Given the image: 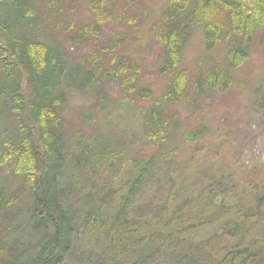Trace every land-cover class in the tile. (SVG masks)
<instances>
[{
  "label": "trees",
  "instance_id": "obj_1",
  "mask_svg": "<svg viewBox=\"0 0 264 264\" xmlns=\"http://www.w3.org/2000/svg\"><path fill=\"white\" fill-rule=\"evenodd\" d=\"M42 2L0 0V171L13 162L14 174L22 178L10 201H2L0 197V264H68V261L91 264L90 237L102 234L107 238L109 232L113 231V225L123 223L121 218L136 196L150 189V180L157 177L159 180L156 183L165 186L170 172L151 163L141 164L127 184L121 180L117 183V189L121 190L120 195L124 198L122 207H118L113 214L109 211L111 207L104 205L107 204L103 202L106 200L105 194L101 203L96 202L91 211L95 212L94 216L79 218L66 208L70 198L62 182L65 180V159L83 163V167L88 165L86 168L94 171L112 173L114 162L110 161L116 155L115 149L108 146L109 141L103 139L96 140L98 144L93 140L86 146L73 140L66 146V120L62 116L66 95L76 91L97 96L107 103L103 88L105 80L117 83L126 93L141 99L151 98V92L138 88L139 69L131 63L130 58L124 53L117 55L123 44L109 39L102 43V26L112 20L117 3H123L125 20L130 11L128 8L133 7L137 0H90L95 13L94 23L77 26L73 20L64 21L70 29L73 28L68 41L82 46L91 43L96 49L95 53L82 57L77 64L71 63L59 40L47 37L45 31L39 30L43 28L41 17L47 19L56 1H51L47 6L41 5ZM166 5L155 27L148 28V38L162 47V72L168 75L171 84L165 94L154 99L155 107L164 100L177 102L184 96L187 74L182 68L183 53L193 30L197 28L201 29L205 49L211 51L223 47V57L214 63L210 59L209 64L207 61L201 67L195 82L196 93L228 91L232 84L231 74L248 61L254 38L261 36L264 39V0H166ZM148 14L145 10L139 17L146 20ZM133 21L138 22L137 19ZM261 42L264 43V40ZM101 43L103 45L99 47ZM206 66V70L202 71ZM100 83L102 86L99 87L97 84ZM262 97L264 100V95ZM260 107L264 110V101ZM161 112L152 113L155 115L154 129L149 135L155 140L173 129ZM177 130L175 125L174 131ZM181 133L185 143L191 144L196 143L205 131ZM154 184H151V190ZM168 189L172 198L180 197L176 204L177 211L169 219L174 217L180 220L187 208L192 212L194 207L199 209L201 205L212 207L223 212L224 224L220 233L209 221H202L198 226H173L164 217L167 214L164 207L157 225L154 218L149 217L141 223H145L144 226L131 220V224L135 225L125 235L127 241L133 242V237L138 241L136 244L142 241V238L137 239L134 235L138 228L141 231L146 228V233H150L151 237L153 234L165 243L169 236L179 241L188 239L198 243L202 241L199 240L201 235L207 234L214 240L220 234L222 241L217 264H264V196L253 203H247L243 196L229 197L228 192L232 190L229 181L219 180L215 176L209 179L205 188L184 181L169 184ZM196 189L207 191L203 201L195 197L193 191ZM26 192L31 195L32 222L39 237L35 242L19 248V242L12 236L15 231L10 226L9 217L18 206L19 197ZM220 196L222 199L218 206L213 199ZM189 233L194 239L189 238ZM82 235L85 236L84 242L78 246L75 240ZM5 244L10 246L7 252ZM198 250L202 251V246ZM101 253H104V260L98 258L94 264H150L146 258H129L120 253L114 256L106 251ZM182 259L170 254L167 263L176 261L177 264H190ZM160 261L163 262V259L160 258Z\"/></svg>",
  "mask_w": 264,
  "mask_h": 264
},
{
  "label": "rangeland",
  "instance_id": "obj_2",
  "mask_svg": "<svg viewBox=\"0 0 264 264\" xmlns=\"http://www.w3.org/2000/svg\"><path fill=\"white\" fill-rule=\"evenodd\" d=\"M51 1H56L54 8L48 12V20L41 17L43 28L39 30L45 31L47 37L59 40L71 63L77 64L82 57L95 53L96 49L91 43L82 46L68 41L73 28L70 29L64 21L73 20L77 26L94 23L95 13L89 4L90 0H43L41 5L47 6ZM117 5L112 20L102 26V43L109 39L123 44L119 47L117 55L126 54L131 63L138 67V88L149 90L151 98L141 99L137 95L128 94L122 86L110 80L103 83L107 103L97 96L76 91H70L66 95L67 101L62 110V116L66 120V146L73 140H77L76 144L86 146L93 140L98 144L96 140L103 139L109 141L108 146L111 145L116 152L110 161L114 162L112 173L94 171L86 168L88 165L83 167V163L77 164L73 163L72 159H65L63 174L66 181L62 182L70 198L66 208L79 218L85 219L86 215L91 214L94 216L95 212L91 211L94 210L96 202L101 203L105 194L106 200L103 202L107 204L104 205L110 206L109 211L113 214L117 212L118 207H122L124 198L120 195L121 190L117 189L120 180L125 184L133 177L136 168L144 163H151L159 169L167 168L170 173L167 175L166 185L157 184L158 178H152L150 189L136 196L121 218L123 223L116 225L117 229L113 225V231L109 232L107 238L102 234H93L90 237L88 247L91 246L89 251L93 256L91 264L98 258L104 260V253H101L103 251L114 256L120 253L129 258H146L150 264H177L176 261L167 263L170 254L174 257L181 256L184 262L190 264H217L222 241L220 234L214 240L207 234L201 235L199 240L202 241L198 243L188 239L179 241L169 236L165 243L162 238L153 234L151 237L150 233H146V228L143 231L138 228L134 234L137 239L142 238L138 244L135 237L132 242L127 241L128 237L125 235H128L131 227L135 225L131 224L132 222L138 221L141 226L146 225L141 224L145 222L146 217L154 218V224H159L164 207L167 210V214H164L166 220L177 211L176 204L179 203L177 201L180 197L172 198L169 184L186 181L205 188L209 179L215 176L219 180L229 181L233 190L228 192L229 197L243 196L247 203H253L260 196H264V110L260 107L264 101V43L261 42L264 39H261V36L254 38L248 61L231 74L232 84L228 91L219 93L207 90L198 95L195 82L199 70L207 61L209 64L210 59L213 63L221 60L223 47L211 51L205 49L201 29L193 30L183 53L182 68L187 74L184 96L177 102L164 100L160 106L155 107L154 99L165 94L171 84L168 75L162 72V47L148 38V28L157 24L167 8L166 0H137L133 7L128 8L130 11L125 20L123 3ZM41 9L43 10L42 6ZM145 10L149 12L146 20L139 17ZM135 19L138 22L133 21ZM206 68L207 66L202 71ZM97 85L102 86L101 83ZM159 111H162L165 121L173 129L155 140L149 133L154 129L155 115L152 113ZM175 125L177 131H174ZM197 130H204L205 134L196 143L186 144L181 132L193 133ZM77 151L76 149L75 152ZM14 168L12 162L0 171L2 201H10L22 183V178L14 174ZM151 184H154L152 190ZM193 192L197 200L203 201L206 198L207 191L203 189ZM30 196L29 192L22 194L17 200L18 206L9 217L10 226L13 232L15 231L12 236L19 242V248L35 242L39 237L35 223L32 222ZM221 197L213 199L218 206ZM202 221L211 222L220 233L224 224L223 212L201 205L199 209L194 207L192 212L187 208L184 215L181 214L180 220L174 217L169 219L173 226H198ZM189 238L194 239L191 233ZM84 239L85 236L82 235L75 242L80 246ZM13 243L17 246L16 242ZM201 246L202 251L198 250ZM4 248L6 252L10 250L7 244Z\"/></svg>",
  "mask_w": 264,
  "mask_h": 264
}]
</instances>
